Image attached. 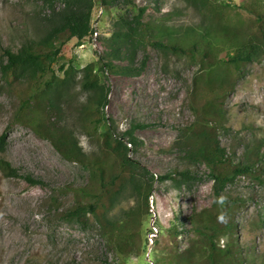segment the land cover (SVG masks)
Listing matches in <instances>:
<instances>
[{
    "label": "rangeland",
    "instance_id": "374dc122",
    "mask_svg": "<svg viewBox=\"0 0 264 264\" xmlns=\"http://www.w3.org/2000/svg\"><path fill=\"white\" fill-rule=\"evenodd\" d=\"M132 5L103 7L95 2L92 34L82 42L73 39L64 49V57L78 70L111 52L109 39L120 18L131 20L145 9L142 21L150 25L152 41L163 39L160 28L190 27L203 23L201 15L187 0H132ZM243 0H220L240 5ZM42 0H0V136L8 130L7 148L0 158L11 163L20 177H7L0 171V264H159L168 254L182 253L197 240L191 218L195 211L214 205V181L204 165H189L185 152L175 145L183 130L194 123L190 91L199 66L184 57L148 44L140 51L136 64L146 66L138 77L102 75L110 86L107 117L119 135L135 130L138 146L128 147L129 156L138 160L155 179L154 213L149 210L142 234L130 256L123 258L111 246L90 215L87 224L66 220L63 214L75 205V190L90 181V172L62 158L46 140L14 121L19 99L1 72L6 63L3 52L16 48L12 38L25 28V18L44 16ZM95 33L98 37H95ZM170 39L165 36V40ZM126 55V51H122ZM119 64H127L124 60ZM81 77V76H79ZM223 127L219 141L230 155L241 162L255 146H264V60L243 67L234 89L223 107ZM69 117V122H74ZM86 153H98L95 139L77 132ZM127 142V140H126ZM189 168L197 178L187 185L159 177L174 169ZM30 175L43 181L32 186L24 178ZM226 197L239 200L233 238L224 237L218 245L237 246L246 264L264 263V185L241 176L224 191ZM150 200V198H149ZM139 202L130 193L112 211L120 219ZM150 204V202H149ZM150 209V206H149ZM152 218V219H151ZM160 234L150 257L146 236L152 221ZM176 226L177 233L170 229ZM176 232V231H175ZM150 258V259H149Z\"/></svg>",
    "mask_w": 264,
    "mask_h": 264
},
{
    "label": "trees",
    "instance_id": "16d2710c",
    "mask_svg": "<svg viewBox=\"0 0 264 264\" xmlns=\"http://www.w3.org/2000/svg\"><path fill=\"white\" fill-rule=\"evenodd\" d=\"M96 1L103 7L133 4L132 0H42L46 13L25 18L23 32L12 38L17 47L3 52L7 61L1 65L2 75L19 99L14 121L51 143L64 160L90 172L89 183L75 190L76 203L63 217L87 224L91 215L124 259L135 249L150 215L149 198L155 179L129 156L132 149L128 145H139L135 130L142 126L119 135L107 117L110 86L102 75L140 76L146 62L137 65L136 57L150 44L199 66L189 94L196 119L175 145L184 150L189 165H204L209 170L215 195L211 208L195 211L191 218L197 240L182 253L162 257L159 264H246L237 255L234 242L225 247L218 245L224 237L233 238L235 216L241 205L239 200L226 197L224 191L241 176L264 185V146L248 150L238 162L222 147L219 131L225 99L234 89L241 69L264 60V0H243L240 5L187 0L203 23L160 28L158 34L163 39L157 41H152L153 29L142 21L145 9H141L135 18H120L114 23L115 31L109 39L111 52L78 70L72 60L64 57V49L73 39L80 43L92 34ZM165 36L170 39L165 40ZM124 59L127 64L117 62ZM70 116L74 122L68 121ZM78 131L96 140L98 153H86ZM8 134L7 130L0 136V154L6 151ZM189 170L174 169L158 179L184 186L197 178ZM0 171L7 177L21 176L1 158ZM24 178L32 186L44 184L30 175ZM130 193L137 198L138 206L120 219L112 218L116 204ZM170 232L177 233L176 226Z\"/></svg>",
    "mask_w": 264,
    "mask_h": 264
},
{
    "label": "built area",
    "instance_id": "2783aa9c",
    "mask_svg": "<svg viewBox=\"0 0 264 264\" xmlns=\"http://www.w3.org/2000/svg\"><path fill=\"white\" fill-rule=\"evenodd\" d=\"M95 37H98V34L95 33ZM150 204V212L151 213H154V199L153 197H150V200H149ZM151 216V215H150ZM152 219V218H151ZM156 218L152 221V225H151V228H150V231L148 233V235L146 236V240H147V247L148 248V257L152 256L151 255V252L153 251V247L155 245V242L157 241L158 239V236L160 234V228L158 227V225L156 224ZM150 259V258H149Z\"/></svg>",
    "mask_w": 264,
    "mask_h": 264
}]
</instances>
